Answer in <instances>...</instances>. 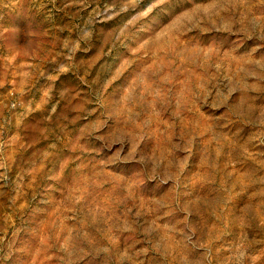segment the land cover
<instances>
[{
  "label": "rangeland",
  "instance_id": "rangeland-1",
  "mask_svg": "<svg viewBox=\"0 0 264 264\" xmlns=\"http://www.w3.org/2000/svg\"><path fill=\"white\" fill-rule=\"evenodd\" d=\"M0 264H264V0H0Z\"/></svg>",
  "mask_w": 264,
  "mask_h": 264
}]
</instances>
